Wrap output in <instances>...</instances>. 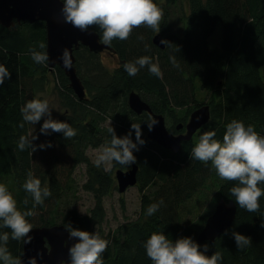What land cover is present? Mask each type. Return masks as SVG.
<instances>
[{
    "label": "trees",
    "instance_id": "1",
    "mask_svg": "<svg viewBox=\"0 0 264 264\" xmlns=\"http://www.w3.org/2000/svg\"><path fill=\"white\" fill-rule=\"evenodd\" d=\"M164 11L160 34L178 46L160 48L154 44L157 32L147 27L133 30L127 40L115 39L111 48L120 65L106 67L99 54L81 46L75 51L76 68L86 91L80 100L70 87L65 71L57 66L53 70L48 61L35 63L30 49L41 51L43 42L47 51L45 22L23 21L11 28L0 25V64L11 72L0 87V178L9 179V190L21 211L32 209V198L22 185L31 170L41 180V187L52 193L43 205L34 209L35 215L27 217L33 227H52L71 223L74 228L94 233L110 241L103 254L104 264H152L144 244L151 234L163 232L169 239L191 237L196 243L208 245L206 255L222 252L221 264H264V196L260 210L252 213L237 205V215L228 235H220L214 243H199L198 237L217 203L224 199L234 201L230 189L234 181L222 180L211 162L207 164L192 157V149L200 136L215 131L222 141L226 125L232 120L253 125L264 136V0H154ZM221 25L222 35L217 48L210 47V39ZM96 31L102 38L97 26ZM143 37V40L138 37ZM148 45V51H145ZM149 56L158 63L162 77L151 75L147 68L136 76H129L125 63L141 56ZM175 56L180 67L170 62ZM55 85L65 112L58 121L69 123L77 135L65 139L62 133L41 134L44 119L35 125L23 121L21 109ZM137 92L155 114H162L168 129L176 132L186 125L190 115L204 105L211 109V119L190 141L182 142L178 152L165 149L148 138L147 123L152 115L135 113L129 106L131 92ZM23 123V127L20 125ZM109 123V124H108ZM132 124L141 125L145 144L136 156L139 166L137 187L141 193V209L135 219L120 224L115 230L105 232V200L117 190L112 171L97 167L88 150L98 149L110 142L107 131L112 126L118 137L126 135ZM38 137L34 145L51 143L52 147L20 151V136ZM133 140L135 134L133 133ZM85 165L87 179L83 186L74 178L79 166ZM113 166L126 170L130 167L113 162ZM260 187L264 188V184ZM94 197V207L81 213L75 206L80 190ZM119 190V189H118ZM215 190L210 206L196 224L186 222L185 209ZM28 199L25 206L23 201ZM207 198V195L206 197ZM163 200L159 210L147 215L150 204ZM2 223V221H0ZM32 227V228H33ZM10 229L0 228V233ZM238 232L251 238L252 243L239 249L232 237ZM23 239H9L7 248L14 258L23 252ZM3 264V261H0Z\"/></svg>",
    "mask_w": 264,
    "mask_h": 264
},
{
    "label": "clouds",
    "instance_id": "2",
    "mask_svg": "<svg viewBox=\"0 0 264 264\" xmlns=\"http://www.w3.org/2000/svg\"><path fill=\"white\" fill-rule=\"evenodd\" d=\"M61 13L64 22L71 24L81 32H87L93 26L99 27L102 31V38L99 41L105 46H111L112 41L119 39L127 40L133 30L140 27H147L159 33L161 21L164 19L163 9L154 3V0H63ZM143 40V37H138ZM165 48L175 46L177 52L179 47L168 40H161ZM41 51L35 48L30 49L32 60L37 64H45L49 61L46 45L40 42L38 45ZM148 51V45H145ZM65 68H71V54L65 48L60 58ZM170 62L174 67L179 68L175 56H170ZM124 71L129 76H136L141 69L147 68L151 75L157 78L162 77V71L158 63L147 55L141 56L134 61L123 65ZM6 79H11V72L3 64H0V87ZM23 121L32 125L44 119L41 134L50 135L51 132L62 133L65 139H71L77 135V130L69 123L61 122L52 118V111L47 99H32L21 109ZM158 122L153 118L147 123V128L152 131ZM23 123L20 127H23ZM111 139L106 145L96 150L94 159L95 166H113V162L121 166L130 167L136 164L134 152L140 150L139 146L145 144L142 137V129L139 124H132L129 132L118 137L115 129L109 126ZM133 133L135 140H133ZM215 131L204 132L198 144L192 149V157L202 163L211 162L217 175L225 181H234L236 185L230 189L235 203L248 212L260 210V198L264 196V136L255 131L253 125H245L243 121L232 120L226 125V131L222 141L215 138ZM36 136H20L18 149L24 151L31 149L32 154L39 149L52 147L51 143L34 145ZM33 201L32 209L21 211L17 207V200L9 188L0 183V228L10 229L9 232L0 233V261L3 264H22L20 258H14L7 248L9 239L24 240L31 242L29 233L33 225L27 217L35 215L34 209L43 205L44 200L52 195L48 187H41V180L36 178L31 170L26 174V180L22 185ZM28 199L23 201L28 204ZM164 201L150 204L147 208V215L155 214ZM264 227V223L261 224ZM70 239H75L68 250L70 264H104L103 254L108 248L109 240L102 238L99 232H88L74 228L71 223L65 225ZM228 235L226 231L224 233ZM27 237V239H25ZM232 237L239 249L252 243L251 238L233 231ZM147 257L152 264H221L222 252L216 251L211 256L206 255L208 245L196 243L191 237L178 238L175 241L169 239L163 232L152 233L144 244ZM28 264H37L35 258H30ZM63 264V262H62Z\"/></svg>",
    "mask_w": 264,
    "mask_h": 264
},
{
    "label": "water",
    "instance_id": "3",
    "mask_svg": "<svg viewBox=\"0 0 264 264\" xmlns=\"http://www.w3.org/2000/svg\"><path fill=\"white\" fill-rule=\"evenodd\" d=\"M62 8L63 0H0V25L11 28L15 23L23 21L45 22L47 31L46 52L49 56L48 66L51 70L57 66L61 67L70 80V87L80 100H84L86 91L76 68L75 51L81 46H85L96 54H101L104 51L115 52L110 46H105L99 42L101 38L96 31L88 29L87 32H81L71 24L65 23L61 13ZM161 40L164 39L160 33L153 38L154 44L164 49L165 46L160 43ZM65 48L71 54V68H65L60 59ZM128 102L135 113L141 115L148 112L158 122L153 130L148 133V138L174 152L180 150L182 142L192 140L211 119L210 106L204 105L191 115L185 127L186 133L175 135L169 131L165 116L155 114L150 105L137 92H131ZM183 127L184 125H180L178 130L183 129ZM138 173L139 166L137 164H133L130 170L117 171L116 179L120 193H125L129 188L137 186ZM236 215V203L221 199L212 215L207 219L198 237V242L209 241L214 243L220 235L232 226ZM29 236L31 237L30 243L23 241V252L20 257L22 264H28L30 258H35L37 264H62V262L63 264H70L68 250L77 241L69 238L64 225L33 227Z\"/></svg>",
    "mask_w": 264,
    "mask_h": 264
},
{
    "label": "rangeland",
    "instance_id": "4",
    "mask_svg": "<svg viewBox=\"0 0 264 264\" xmlns=\"http://www.w3.org/2000/svg\"><path fill=\"white\" fill-rule=\"evenodd\" d=\"M221 35H222V28L220 25L217 28V31L214 34V36H212V38L210 39V47L212 49H215L219 46ZM99 58L103 62V64L110 69H114L120 65V61L118 57L114 56L113 54L107 51H104L101 54H99ZM58 95L59 93L55 89V85L52 84V86L48 88V91L39 92L36 94L35 97V99H41V100L47 99L49 101V107L50 110L52 111V118L55 120L59 119L60 116L63 115L65 112V108L63 107L62 101L60 100ZM43 119H46V117ZM96 150L97 149H92V148L88 150V155L93 162L97 154ZM103 167L105 168L106 171H112V175L114 179H116L117 171L122 170L115 168L114 166L110 168L106 166ZM131 167L124 171L130 170ZM74 178L76 179L77 184L81 186L84 185L87 179V170L85 165H81L78 167V169L75 171ZM0 183H3L8 187L10 180L9 179L5 180L0 178ZM116 185H117V190L111 196L107 197L105 200L106 219L103 225V230L105 232L115 230L120 224L135 219L141 209V193L137 186L129 188L125 193H120L118 190V182ZM215 193H216L215 190L206 191L204 197H206L207 195V198L204 197L202 198L201 196V198L196 199L193 205L190 204V206H188L185 209L184 216H186L185 218L187 223H190L191 225L196 224L201 219L202 215L205 214V211L210 206L211 200L214 198ZM74 201L76 208L81 213L84 214L89 213L90 210L94 207L93 195L82 189L79 191Z\"/></svg>",
    "mask_w": 264,
    "mask_h": 264
},
{
    "label": "flooded vegetation",
    "instance_id": "5",
    "mask_svg": "<svg viewBox=\"0 0 264 264\" xmlns=\"http://www.w3.org/2000/svg\"><path fill=\"white\" fill-rule=\"evenodd\" d=\"M181 125H182V124H181ZM186 125H187V124H186ZM186 125L183 127V129H179V130H178V127L180 126V125H179V126L176 128V132H175V133L173 132V133H174L175 135H180V134H184V133H186V128H185Z\"/></svg>",
    "mask_w": 264,
    "mask_h": 264
}]
</instances>
